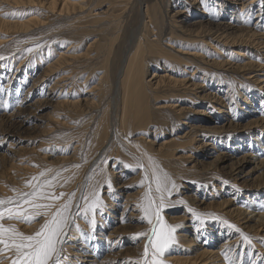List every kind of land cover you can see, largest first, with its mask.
Wrapping results in <instances>:
<instances>
[{"label":"rangeland","instance_id":"374dc122","mask_svg":"<svg viewBox=\"0 0 264 264\" xmlns=\"http://www.w3.org/2000/svg\"><path fill=\"white\" fill-rule=\"evenodd\" d=\"M26 1L0 0V210L41 214L5 213L0 224L33 235L71 200L59 264H144L148 238L138 234L151 232L162 203L174 228L163 264H264V224L250 217L264 213V43H255L264 42V0L240 14L239 28L226 17L233 1L71 0L66 11L63 0ZM31 14L38 22L23 26ZM241 27L261 35L218 40ZM36 189L65 196L37 198L54 203L48 210L23 205ZM228 238L205 262L202 248ZM14 257L5 249L0 264Z\"/></svg>","mask_w":264,"mask_h":264},{"label":"snow or ice","instance_id":"6c2138e0","mask_svg":"<svg viewBox=\"0 0 264 264\" xmlns=\"http://www.w3.org/2000/svg\"><path fill=\"white\" fill-rule=\"evenodd\" d=\"M0 59H3V57H0ZM41 175L43 176L44 173H41ZM33 179L36 178L33 177ZM155 179L157 191H160L161 178L156 176ZM47 183L49 185L51 184L50 181ZM109 187H111L110 183ZM173 187H175L174 184ZM74 195V193L71 194V196ZM64 196V193H60L59 196H57L55 194H46L36 189L31 193L23 194L22 204L30 205L33 209L48 210L55 207L54 203H37V198L56 201ZM2 204H5V201L0 200V205ZM70 206L71 200H68L67 203L56 207L55 211L51 214V219L47 220L33 235H24L18 232L14 227L6 228L3 224H0V245H3V248H0V253L5 249L14 250L15 257L12 258L11 264H50V262H52V264H59V245L63 243L62 236L66 235L65 229L68 226V217L65 213L68 212ZM95 206V204L92 205L93 208ZM162 207L163 204L161 203L157 205L155 209L156 224L153 225L151 232L138 234V236H146L148 238V243L145 245L143 254L144 264H163V260L158 259V257L163 255L172 239L171 233L174 231V228L163 223L159 213V209ZM25 212H27V209L22 208L21 204H17L15 208L10 207L0 210V220L4 219L5 213H7L9 219H26L28 221H31L36 215L41 214L35 212L32 215L25 216ZM151 213L152 208L150 204L149 207L145 209V215L148 216V223L150 224H152ZM245 239L247 240L248 238L245 237ZM150 248L152 249L151 260L148 259ZM137 264H139V262H137Z\"/></svg>","mask_w":264,"mask_h":264},{"label":"bare ground","instance_id":"6f19581e","mask_svg":"<svg viewBox=\"0 0 264 264\" xmlns=\"http://www.w3.org/2000/svg\"><path fill=\"white\" fill-rule=\"evenodd\" d=\"M17 1V0H16ZM15 0H14V2H16ZM28 1H30V2H32V0H28ZM28 1H26L27 3H28ZM33 1H35V0H33ZM64 2H63V5L62 4H59V6L61 5L62 6V8H61V11L63 10H65L66 11V9L67 8H70V6L72 5H75L76 3H73V2H71V0H67V1H65V0H63ZM73 1V0H72ZM203 1V0H202ZM231 1H233V3H234V7L232 8L233 9V11L231 12V16H227L226 15V17L229 19V20H233V22H235L233 25H232V28H239V26H240V24H244L243 23V19L240 17V14L242 13L243 15H244V17L246 18V17H248L247 15V10L248 11H251L252 9H253V7L255 6V4L256 3H259V4H261L262 3V0H224L222 3L225 5L227 2H231ZM20 2V1H19ZM39 2V1H38ZM50 2H51V0H50ZM45 3V2H44ZM218 4V7H220V8H222V6H220V5H223V4ZM19 4V3H18ZM39 4H41V2H39ZM78 4V3H77ZM48 5V4H47ZM49 5H51V8L53 7V1L51 2V4H49ZM23 6V5H22ZM40 6V5H39ZM71 6V8H73ZM260 6V5H259ZM26 7V6H25ZM80 7H82L81 5H80ZM63 8H65V9H63ZM219 8V9H220ZM55 9V8H54ZM79 9V8H78ZM149 10V9H148ZM235 10V11H234ZM244 10H246V12H245V14L243 13V11ZM240 13H239V12ZM259 11H264V9H260ZM35 12V11H34ZM35 14H36V12H35ZM145 14H146V18L148 19V21L147 22H149V21H151L153 18H152V16H150V14H149V12L146 10V12H145ZM232 15H234L235 16V19L234 18H232ZM237 16V17H236ZM37 17H38V15H37ZM36 16L35 15H33V14H31V16L25 21V22H23V21H21V22H23V26H26V27H29L30 25H33V24H35V22L37 21L38 22V18H36ZM256 18H259V14L258 15H256ZM22 20V19H21ZM14 21H16L17 22V20H14ZM18 21H20V20H18ZM6 22V21H5ZM11 22H13V21H11ZM45 22V21H44ZM19 23V22H18ZM17 23V24H18ZM40 23V22H39ZM42 23V22H41ZM226 23V22H225ZM258 23V22H257ZM8 24V23H7ZM17 24H16V26H17ZM152 24V23H151ZM232 24V23H231ZM230 24V25H231ZM263 24V23H262ZM5 25H6V23H5ZM222 25H225L224 23L222 24ZM221 25V26H222ZM239 25V26H238ZM256 25V24H255ZM7 27H8V25H6ZM13 26V25H12ZM19 26V29H20V24L18 25ZM39 26V25H38ZM41 26V25H40ZM220 26V27H221ZM263 26L264 25H260V27H258V29L260 28V29H263ZM21 27H22V25H21ZM36 27V26H35ZM34 27V28H35ZM224 27V26H223ZM17 28V27H16ZM255 29H257V28H255ZM254 29V27H252V28H249V29H245V30H247V31H243V28L241 27V31L242 32H240V34H237L235 37L233 36H231V37H228V35H230V34H223L222 33V35L220 36V37H222L223 38V40L220 38V37H218V40H220V41H222L223 43L224 42H230V43H243V42H246V40H249L251 43H254V37H257L256 35H261V33H255V31H253V30H255ZM25 30V29H24ZM181 30H183V28L181 29ZM180 30V31H181ZM189 30V29H188ZM187 30V31H188ZM186 31V30H185ZM235 31V30H234ZM240 31V30H239ZM182 32V31H181ZM237 32V31H236ZM232 34V33H231ZM236 34V33H235ZM183 35V34H182ZM213 36V35H212ZM211 36V37H212ZM189 37V36H188ZM215 37H217V36H215ZM2 38H3V36H2ZM214 38V37H213ZM5 39V38H4ZM229 39V40H228ZM257 39H259V38H257ZM226 40V41H225ZM236 40V41H235ZM220 41H218V42H220ZM5 42V41H4ZM210 43V42H209ZM255 43H257V44H263L264 42L262 41V40H260V41H257V42H255ZM66 44V43H65ZM227 44V43H226ZM63 45V44H62ZM229 45V44H228ZM234 45V44H233ZM140 44L138 43V45H137V47L136 48H140ZM60 47H62V46H60ZM228 47V46H227ZM66 49L67 50H69V47H68V44L66 45ZM71 49V48H70ZM222 50H224V51H226L225 49H221V50H219L220 51V55H223L222 54ZM66 51V50H65ZM51 52V51H50ZM197 52V51H196ZM194 53H195V51H194ZM56 54V53H55ZM54 54V55H55ZM60 54V53H59ZM192 54H193V51H192ZM57 56V55H56ZM51 57V56H50ZM49 58V57H48ZM57 58V57H56ZM62 58V61L64 60V57H61ZM134 59H135V56L133 57V59L131 60V59H129V62H128V64H127V69H129V70H132V68H133V62H134ZM142 59V58H141ZM175 59H177V58H175ZM56 60V59H55ZM59 61H61L60 59L58 60V62ZM61 61V62H62ZM165 61V60H164ZM178 61H179V59H178ZM54 63H55V61H54ZM53 63V64H54ZM64 63V62H63ZM176 62H174V64H175ZM215 63V62H214ZM217 63V62H216ZM217 64H219V63H217ZM53 66V65H52ZM166 66V65H165ZM126 69V68H125ZM129 70H128V72L127 73H129ZM154 76H155V74H153ZM261 75V79L258 77L257 79H258V82L260 83V87L261 88H264V73L263 74H260ZM127 76H128V74H127ZM131 76V75H130ZM127 78V77H126ZM38 80L39 79H36L34 82L35 83H37L38 82ZM127 80H128V78H127ZM136 80V79H135ZM126 81V80H125ZM131 81H132V77H131ZM127 83V82H126ZM125 82H124V84H126ZM133 83V82H132ZM162 83H164V82H162ZM141 84V83H140ZM132 86H133V84H132ZM123 87H124V85H123ZM142 88H144V87H142ZM259 89V88H258ZM130 90V89H129ZM134 90V89H133ZM132 90V91H133ZM125 91V90H124ZM128 93H129V91H128ZM127 94V93H126ZM142 96V95H141ZM143 97V96H142ZM127 98V97H126ZM130 100V99H129ZM128 100V101H129ZM247 102V101H246ZM126 103V102H125ZM145 106H146V104H144ZM131 108V107H130ZM141 109V108H140ZM146 113H147V111H146ZM127 115V114H126ZM129 115H130V113H129ZM142 117H143V115H142ZM141 122V121H140ZM263 127H264V124H263ZM105 133V132H104ZM105 135V134H104ZM172 139H174V138H171V139H169V140H172ZM167 142V141H166ZM262 142V141H261ZM246 145V144H245ZM247 148H249V146H246ZM263 149H264V145L263 146H261ZM239 150V149H238ZM254 153V152H253ZM257 155V154H256ZM145 156V155H144ZM263 157V156H262ZM246 158H250V159H253V156H246ZM259 158V157H258ZM248 161H249V159H248ZM261 161V163H263L264 162V159H261L260 160ZM263 161V162H262ZM107 164V163H106ZM257 167H255V169H256ZM105 170V169H104ZM90 185V184H89ZM88 185V186H89ZM89 188V187H88ZM247 202H244V203H246V204H249V202L248 201H250L249 199H247L246 200ZM253 204V203H252ZM251 204V205H252ZM255 205V204H254ZM224 208V207H223ZM234 210V209H233ZM236 210V209H235ZM245 212V211H244ZM251 214L253 213V211H251L250 212ZM249 213V214H250ZM245 214H247V213H245ZM248 215V214H247ZM254 216H250V217H253L254 219L253 220H255L256 222H258V224H264V213L260 210L259 212H257V213H254L253 214ZM247 217V216H246ZM249 217V216H248ZM248 217H247V219H248ZM244 219H245V217H244ZM251 219V218H250ZM246 222V221H245ZM248 223V222H247ZM254 224V223H253ZM256 226V225H255ZM74 233H76V234H78L79 233V231H76V232H74ZM90 233V231H88V234ZM218 233V232H217ZM220 234V233H219ZM110 235H112V236H117V233H116V231H112V232H110L109 234H108V237H110ZM211 235V234H210ZM75 236V235H74ZM75 238H76V236H75ZM117 238V237H116ZM212 238V237H211ZM108 239V238H107ZM113 240V239H112ZM228 240H229V238L228 239H226V240H223L220 244H219V246H218V249L217 250H215V249H211V248H208V247H204V248H202V250H201V255L203 256V257H205L204 258V260H205V262H207V260H209L210 258H213L212 257V255H214L215 257H217L218 256V254L219 253H221L224 249L223 248H226L227 247V245L229 244V242H228ZM101 241V240H100ZM107 241V240H106ZM91 243H92V240H91ZM102 243V242H101ZM110 243H111V241H110ZM205 243H208L207 242V240L205 241ZM211 243H214V241L213 242H211ZM94 245H95V243H94ZM94 245H93V247H94ZM230 245V244H229ZM89 246V245H88ZM100 247H103L102 245L100 246ZM93 250H94V252H93V254H95L96 255V257H97V255H98V253L101 251V249L99 248L98 250H96V248H92ZM96 252V253H95ZM86 253V252H85ZM78 256V255H77ZM87 257H89L88 255H86ZM108 257V256H107ZM111 257V256H110ZM106 258V257H105ZM109 259V258H108ZM111 259V258H110ZM193 259V258H192ZM195 259V258H194ZM197 259V258H196ZM202 259V258H201ZM90 260V259H89ZM95 259H93V261H94ZM169 260V259H168ZM182 260V259H181ZM99 261V260H98ZM107 261V260H106ZM185 261V260H184ZM191 261H193V260H191ZM195 261V260H194ZM193 261V262H194ZM216 260H215V258H213V262H215ZM96 261H94V262H89V261H85V264H94ZM102 262V261H101ZM111 262V261H110ZM109 262V263H110ZM112 263V262H111ZM209 263H211V262H208V264ZM77 264H79V263H77ZM98 264V263H97ZM101 264V263H100Z\"/></svg>","mask_w":264,"mask_h":264}]
</instances>
